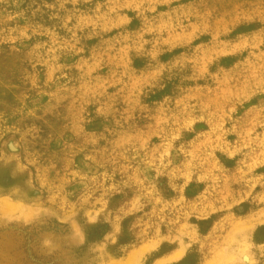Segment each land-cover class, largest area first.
<instances>
[{"label": "rangeland", "instance_id": "1", "mask_svg": "<svg viewBox=\"0 0 264 264\" xmlns=\"http://www.w3.org/2000/svg\"><path fill=\"white\" fill-rule=\"evenodd\" d=\"M212 262L264 264V0H0V264Z\"/></svg>", "mask_w": 264, "mask_h": 264}, {"label": "bare ground", "instance_id": "2", "mask_svg": "<svg viewBox=\"0 0 264 264\" xmlns=\"http://www.w3.org/2000/svg\"><path fill=\"white\" fill-rule=\"evenodd\" d=\"M180 254H181L180 252L176 253V254L173 256V259L179 257ZM220 257H221V258H220ZM220 257H219V258H220V259H219L220 261H221V260H222V261H225L226 258H227V255H224L223 257L220 255ZM229 258H230V256H229ZM243 258H244L246 261H249V258H248L247 256H244ZM211 260H212V259H211ZM215 260H217V259H215ZM213 263H214V262H212L211 264H213Z\"/></svg>", "mask_w": 264, "mask_h": 264}]
</instances>
